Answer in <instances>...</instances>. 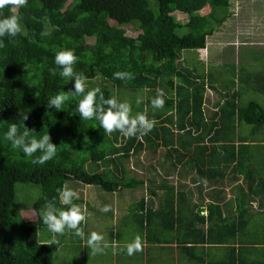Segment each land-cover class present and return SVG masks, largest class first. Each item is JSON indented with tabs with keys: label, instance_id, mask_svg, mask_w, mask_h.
Returning <instances> with one entry per match:
<instances>
[{
	"label": "trees",
	"instance_id": "16d2710c",
	"mask_svg": "<svg viewBox=\"0 0 264 264\" xmlns=\"http://www.w3.org/2000/svg\"><path fill=\"white\" fill-rule=\"evenodd\" d=\"M233 6V0H27L20 7L0 8V19L16 16L21 26L15 37H0V264H83L57 260L63 242L56 237L57 243L48 244L53 234L42 221L45 201L58 197V189L75 190L79 184L111 193L135 189L137 180L128 175L126 161L143 149L142 139L152 140V134L157 148H169L170 140L178 141L184 150L191 149L193 163L210 149L201 144L212 134V140L229 142L223 148L234 157L225 161L226 166L236 159L232 142L239 124L230 108L234 98L220 103L216 128L209 126L190 146L180 142L184 138L180 132L185 129H175L173 114H149L147 119L157 122L146 135L106 134L99 121L80 118L76 109L83 96L71 94L73 81L62 78L55 64L59 51L71 50L77 57L74 72L86 77L85 91L99 88L105 99L115 98L113 90L118 102H126V89H144L154 98L162 92L165 110H175L184 117L193 113L188 131L192 134L199 126L208 88L204 77L190 70L191 57L185 60L182 51H203L208 39L235 16ZM128 26L133 27L131 34ZM194 57L196 61L198 57ZM218 68L222 72L223 66ZM117 72L129 75L120 79L114 76ZM229 83V77L222 79V84ZM211 88L221 92L217 84ZM61 93L68 97L62 109L48 108V101ZM240 113L242 122V109ZM10 124H16L20 131L25 124L37 138L48 134L57 146L56 156L43 165L32 164L22 151L3 140ZM211 148L218 149V145ZM172 150L183 153L175 147ZM39 155V151L34 154ZM18 183L39 187L41 194L32 202L35 212L17 206ZM73 202L79 204L77 199ZM56 204L67 207L58 199ZM130 210L131 217L138 216L135 207ZM125 222L120 230L128 228L129 222ZM42 229L48 231L45 240L40 238ZM69 235L78 241L74 231Z\"/></svg>",
	"mask_w": 264,
	"mask_h": 264
},
{
	"label": "crops",
	"instance_id": "0c3cea01",
	"mask_svg": "<svg viewBox=\"0 0 264 264\" xmlns=\"http://www.w3.org/2000/svg\"><path fill=\"white\" fill-rule=\"evenodd\" d=\"M260 1L236 0L240 7L234 16L236 41H208L200 52V65L190 63V70L208 85L195 133L188 134L193 113L185 117L175 110L161 113L163 117L173 114L177 131L184 126L180 142L190 146L196 135L209 126L216 128L220 103L234 98L230 108L239 124L232 142L236 159L226 166L225 161L234 157L223 148L229 142L212 140V134L201 144L210 149L195 163L192 150L179 147L178 141L168 140L169 148H157L154 134L150 141L142 139L143 149L126 161L128 175L137 180L135 189L111 193L77 185L74 190L85 216L80 224L85 238L79 237L85 251L79 260L83 264H264V19L254 11ZM218 66H223L222 72ZM227 77L230 83L222 84ZM212 84L218 85L221 94ZM241 109L244 119L239 122ZM214 144L218 149L211 148ZM174 147L183 153L172 152ZM92 190L96 197L88 198ZM105 199L110 200L104 207L112 211L115 226L127 221L136 230L139 250L129 254L128 248L136 242L116 227L105 243V227L93 217ZM110 204L118 208L112 210ZM132 207L137 217L129 214ZM92 233L104 234L101 251L93 252L87 245Z\"/></svg>",
	"mask_w": 264,
	"mask_h": 264
},
{
	"label": "clouds",
	"instance_id": "9594fccd",
	"mask_svg": "<svg viewBox=\"0 0 264 264\" xmlns=\"http://www.w3.org/2000/svg\"><path fill=\"white\" fill-rule=\"evenodd\" d=\"M27 0H0V8L5 5L15 7L23 6ZM21 32L18 17L11 16L0 19V37L7 34L9 37H15ZM2 46V41H0ZM77 57L71 50L59 51L55 56V64L60 67L59 75L66 80L73 81V96H83L79 101L76 111L80 118L84 120H97L100 127L103 128L106 134H111L114 131H119L125 137H133L138 133L146 135L154 126V122L147 119L143 114L131 116V106L126 102H118L115 98L105 99L103 92L99 88L89 91L86 89V77L76 73L73 70V65L76 63ZM53 74L55 70L53 69ZM129 74L123 72L114 73L116 78L123 79ZM99 94V95H98ZM163 93L160 92L152 101L154 108H161L164 105V100L161 98ZM68 99L63 93L52 97L47 107L60 111L63 104ZM139 102V101H138ZM27 116L24 117V120ZM23 131L16 124H10L7 132L3 135V140L10 143L14 150L22 151L24 156L30 159L32 164L43 165L47 161L53 159L57 153V146L54 145L48 134L37 138L33 133L34 130H29L25 124H22ZM37 151L39 156H34ZM78 193L72 189L62 187L58 189V197L53 200H46L44 208L41 212L42 221L48 231L53 234L52 240L48 244L57 243L56 236L63 235L66 231H74V234L81 239L85 238V234L80 227V224L85 220V216L79 205L75 204L74 199H78ZM59 200L60 205L67 207H57L56 200ZM107 211V209H105ZM103 237L99 234L92 233L87 237V245L92 248L93 252L101 251V241ZM139 241L135 243V249L139 250ZM132 247H129L128 252L131 254Z\"/></svg>",
	"mask_w": 264,
	"mask_h": 264
},
{
	"label": "rangeland",
	"instance_id": "374dc122",
	"mask_svg": "<svg viewBox=\"0 0 264 264\" xmlns=\"http://www.w3.org/2000/svg\"><path fill=\"white\" fill-rule=\"evenodd\" d=\"M233 9L232 11H237L238 9H240L239 7V3L236 4V0H233ZM254 11L256 12V14L258 15L257 17L259 19L263 18L264 19V0H261L259 2V4H257V6L255 7ZM178 13L175 12L174 16H176ZM181 20V18H178ZM180 20H178L179 22H181ZM183 23V22H181ZM126 29L128 30V33L131 34L133 27L128 26L126 27ZM219 40L220 42H230V41H236V17H233L229 20L228 23H225L219 30L217 33H215V36H211L208 41L210 42H214L215 40ZM93 39H90V42H93ZM225 44V43H224ZM223 45V44H222ZM185 60H187V58H190L191 56H197L198 59L196 61L193 62H189L192 65H197V63L200 61L201 58V54L199 51L196 50H185L182 51ZM262 53V49L260 48V46H258V54ZM189 60V59H188ZM188 62V61H186ZM113 90V89H112ZM117 92L119 93L120 91L117 90ZM113 95L115 98H117V94L114 93L113 90ZM124 98L126 99V103H128L131 106V116L135 117L137 114H143L146 116V118L149 117V114H155V113H165L167 112V110H165L163 107L161 108H154L152 105V101L155 99L154 96H148L146 90L144 89H137V90H129L126 89L124 91ZM149 100L151 101L149 103ZM139 101V102H138ZM157 122V121H156ZM155 122V123H156ZM169 126V125H168ZM162 152V151H161ZM81 185V184H79ZM16 192H17V206L19 208H24V209H28L29 212H35L33 209V204L35 200L40 196L41 192L40 189L37 185L34 184H23V183H18L16 185ZM92 189H98L95 186L91 187ZM125 190V189H124ZM132 192V191H131ZM133 193V192H132ZM97 192L95 190H92L90 192H88L87 196L88 198H95L96 197ZM135 194V193H134ZM102 209L100 211H96L95 214L93 215L94 219L99 221L100 226H104L105 229H102L105 232V237H106V241L110 238L111 236V232L114 230V228H122V221H120L119 225L115 226L114 221H112V211L109 212V209H107V211H105V205L106 203L110 202L109 199H105L104 201H102ZM112 210L115 208H118L116 205L114 204H110ZM105 212V213H104ZM116 215H119L118 212H116ZM124 214L122 213V217L120 218L121 220H123ZM102 220V222H101ZM128 228L125 230V237L128 238L129 240H131L132 242H137V233L136 230H134V228L132 227V225L127 226ZM40 238L42 240H45L46 238H48V231L46 229H42L40 230ZM70 231H66L65 234L63 235H57L56 237L63 242V246L60 247L59 250V256H57V260L61 263H70V262H75V261H79L80 260V256L85 253V251H83V248L80 246L81 244V240L74 238L73 236L69 237ZM104 238V234H99ZM102 244H104V242H102ZM133 250H136L135 247H132ZM129 249V248H128ZM55 259V262H58Z\"/></svg>",
	"mask_w": 264,
	"mask_h": 264
}]
</instances>
